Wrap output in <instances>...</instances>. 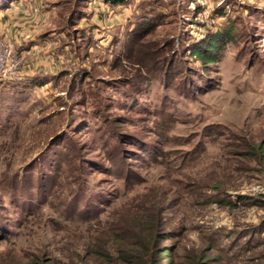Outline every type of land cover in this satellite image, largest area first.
<instances>
[{
    "label": "rangeland",
    "instance_id": "1",
    "mask_svg": "<svg viewBox=\"0 0 264 264\" xmlns=\"http://www.w3.org/2000/svg\"><path fill=\"white\" fill-rule=\"evenodd\" d=\"M14 1L6 76L44 79L0 78V264H63L84 242L62 214L81 192L79 208L109 201L101 222L155 200L153 264H264V0ZM226 30L215 63L192 55Z\"/></svg>",
    "mask_w": 264,
    "mask_h": 264
},
{
    "label": "trees",
    "instance_id": "2",
    "mask_svg": "<svg viewBox=\"0 0 264 264\" xmlns=\"http://www.w3.org/2000/svg\"><path fill=\"white\" fill-rule=\"evenodd\" d=\"M109 1L111 4L115 2L116 4L123 2V0ZM223 34H225V36H222L221 33H215L214 37L208 39L209 47L207 54L201 53L200 50L195 49L192 51V55L194 57H198L199 59L207 57L208 63H215L216 57L210 56V53L213 49L219 50L221 44L218 46L216 39L218 37H222L221 39H223L224 43L225 41L232 40V32H227L226 30ZM187 143L188 142L185 144ZM195 149H197V147H191L186 151L183 157L184 162L190 163L195 160ZM117 174L119 175V178L123 177L128 179L132 186L138 184V180L136 178L134 179L130 174H127L125 169H121L120 171L117 170ZM33 181L34 180L30 182L31 187L33 189H38V186H35ZM23 183L17 184V188L25 187ZM82 194L84 193L81 192L79 194L78 199L76 197H73V199L71 198L72 200L70 204H68L67 208H65L62 212L65 220L69 222L83 223L84 225L82 226H85V230L83 231L86 233L83 237V244L79 247L78 245L74 246V251H69L63 264H153L154 262H158L159 259L165 255L166 252L161 250V247L158 246V241L160 242L164 236L160 232L162 224L160 217L161 213H155L159 207V204H157L155 200L151 203H144L145 206L151 207L149 211L147 209L149 207L144 208L142 203L138 205L133 204L127 211V217L123 218L119 215L115 219H106L101 222V216L105 213L104 208L109 205V201L106 199L102 201L95 199L94 201H96V203L93 201L89 203V198H85L86 201L82 206H85L86 208H79L80 195ZM74 199L79 200V202H76ZM223 201L225 200L220 197L216 198L215 202L221 204L224 203ZM31 205L35 206V204ZM232 235L233 233H227L225 241ZM209 237L211 241H217L218 239L220 241L222 239L221 236H218L215 233L212 235L210 234ZM240 237L241 236H238L237 239L239 240ZM249 237V232H244L241 238H245L248 240L246 243L250 244ZM237 239L232 238L229 245L225 249V252L230 254L229 252L238 246L239 241H237ZM234 254H237V252H234ZM50 261H53V264L62 262L59 258L52 257L48 260H40L38 258L29 264H49ZM189 264L205 263L196 260L190 261Z\"/></svg>",
    "mask_w": 264,
    "mask_h": 264
},
{
    "label": "built area",
    "instance_id": "3",
    "mask_svg": "<svg viewBox=\"0 0 264 264\" xmlns=\"http://www.w3.org/2000/svg\"><path fill=\"white\" fill-rule=\"evenodd\" d=\"M9 55H11V51L8 47L0 46V78L1 79H9V82L12 83H18L22 82L23 78L15 77V78H9L6 76V68H7V60Z\"/></svg>",
    "mask_w": 264,
    "mask_h": 264
},
{
    "label": "crops",
    "instance_id": "4",
    "mask_svg": "<svg viewBox=\"0 0 264 264\" xmlns=\"http://www.w3.org/2000/svg\"><path fill=\"white\" fill-rule=\"evenodd\" d=\"M33 5H34V3H32V0H15L13 2V6L12 7L15 10H18V9H20L19 7H22V8H28V7H30L31 8V7H33ZM14 41L19 44L18 48L27 50L24 47H22V45L25 44V43H24L23 39H21V37L19 39H17L15 37L14 38ZM49 73H50V75H53L54 74L52 72H49ZM26 76L27 77L22 82H24V81H30V80L32 81V80H35V79H39V80H43L44 79L43 77H41V78H28L30 76L29 74H26ZM33 76H35V75H33ZM45 76H48V75H45Z\"/></svg>",
    "mask_w": 264,
    "mask_h": 264
}]
</instances>
